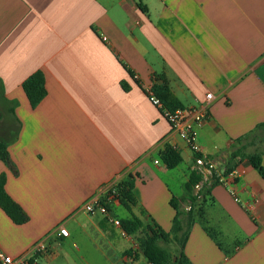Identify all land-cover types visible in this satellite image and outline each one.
Returning a JSON list of instances; mask_svg holds the SVG:
<instances>
[{
    "label": "crops",
    "instance_id": "1",
    "mask_svg": "<svg viewBox=\"0 0 264 264\" xmlns=\"http://www.w3.org/2000/svg\"><path fill=\"white\" fill-rule=\"evenodd\" d=\"M37 71L47 95L33 108L23 82ZM156 74L185 108L213 94L198 142L238 173L181 203L195 210L186 262L264 264V178L249 159L264 167V0H0V140L13 167L0 159V175L29 217L16 224L0 207L5 254L44 240L34 264H150L140 244L152 230L177 251L171 199L185 197L194 155L146 93ZM167 144L175 168L160 158ZM130 179L128 209L111 195ZM91 198L108 214L86 213ZM134 216L142 227L126 234Z\"/></svg>",
    "mask_w": 264,
    "mask_h": 264
},
{
    "label": "trees",
    "instance_id": "2",
    "mask_svg": "<svg viewBox=\"0 0 264 264\" xmlns=\"http://www.w3.org/2000/svg\"><path fill=\"white\" fill-rule=\"evenodd\" d=\"M128 70L131 76L134 77V73L130 69ZM136 81L138 85L142 87L141 82L139 80ZM122 86L126 91H128L129 87L125 82L122 83ZM23 89L30 101L31 106L35 108L47 95L44 73L42 71H37L31 76H29L23 82ZM149 91L161 101L163 105V110L165 109L170 112H174L177 109L185 108L183 103L172 91L167 78L163 74L154 75L153 85L149 90L146 91L148 96L150 95ZM260 129L264 131V124L260 126ZM233 157H240V153L237 152L236 154H234ZM160 158L168 168H175L183 161V158L178 149L171 144H167L164 149L160 152ZM0 159L8 167L13 169L6 143L2 140H0ZM249 159L252 165L256 169H258V171L264 178V167L261 165L260 154H253L249 156ZM200 180L201 176L193 170L190 174L188 182L185 185V197L176 198L174 196L171 199V205L176 211V215L173 220L172 233L174 242L178 247L176 251L177 254L173 258H171L170 253L165 248L160 246V241L164 240L167 237V234L163 231L152 230L151 235H147L146 238L141 241V251L150 264H190L186 262L183 249L188 239L189 229L194 223L193 215L195 214V210H189L186 212L181 206V203L184 202V200H188V202L195 207L196 201L198 200L194 195V188ZM5 184L6 175L1 174L0 207L14 221V223H26L29 220L28 215L24 212L21 206L17 204L6 192ZM132 189L133 181L131 179L129 181L118 184L114 188V191L118 193V199L128 209H131ZM207 191L208 190H205L204 196ZM184 217H186L187 219L186 224H184L183 221ZM121 225L126 234L132 235L142 227V222L134 216L132 219L122 220ZM128 254L132 255V251ZM29 264H34L33 260H30Z\"/></svg>",
    "mask_w": 264,
    "mask_h": 264
},
{
    "label": "built area",
    "instance_id": "3",
    "mask_svg": "<svg viewBox=\"0 0 264 264\" xmlns=\"http://www.w3.org/2000/svg\"><path fill=\"white\" fill-rule=\"evenodd\" d=\"M106 39L107 38L103 37V40ZM149 97L152 103L162 110V114L169 122L172 131L178 135L194 155L193 170L201 176V180L194 188L197 200H201L204 196L205 190L211 188L215 183L229 185L230 181L237 178L238 173L236 170H229L217 161L209 158L198 142L196 128L201 126L207 119L209 115V102L214 98L213 94H207V102L203 105L177 109L174 112L165 109L163 110L161 101L151 92ZM111 198H118V193L113 191ZM82 208L88 214H108L107 201H102L98 198H91L84 203ZM114 222L117 225L120 224L117 220ZM58 235L68 237V229L61 226ZM46 251L47 245L44 240L37 242L26 255L18 258L7 255L0 249V264H29L31 258Z\"/></svg>",
    "mask_w": 264,
    "mask_h": 264
},
{
    "label": "rangeland",
    "instance_id": "4",
    "mask_svg": "<svg viewBox=\"0 0 264 264\" xmlns=\"http://www.w3.org/2000/svg\"><path fill=\"white\" fill-rule=\"evenodd\" d=\"M165 246H167V247H166V250L170 253L171 258H173V257L177 254L176 251L173 250L172 246H168V244L165 245Z\"/></svg>",
    "mask_w": 264,
    "mask_h": 264
}]
</instances>
